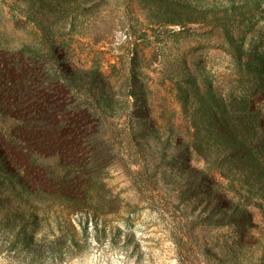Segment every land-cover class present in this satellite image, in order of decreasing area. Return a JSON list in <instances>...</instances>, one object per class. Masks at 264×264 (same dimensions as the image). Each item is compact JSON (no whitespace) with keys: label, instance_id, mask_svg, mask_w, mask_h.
Returning <instances> with one entry per match:
<instances>
[{"label":"rangeland","instance_id":"374dc122","mask_svg":"<svg viewBox=\"0 0 264 264\" xmlns=\"http://www.w3.org/2000/svg\"><path fill=\"white\" fill-rule=\"evenodd\" d=\"M152 1L0 0V72L29 81L24 113L68 119L28 145L0 105V264H264V210L250 207L253 226L208 223L190 187L208 166L162 129L164 111L187 124L176 83L220 82L229 57Z\"/></svg>","mask_w":264,"mask_h":264},{"label":"trees","instance_id":"16d2710c","mask_svg":"<svg viewBox=\"0 0 264 264\" xmlns=\"http://www.w3.org/2000/svg\"><path fill=\"white\" fill-rule=\"evenodd\" d=\"M99 1L85 0L84 4L92 2L89 6L99 7ZM152 7L164 25L180 27L176 34L205 30L208 42L215 35L222 41L220 48L229 57V74L219 82L208 72V87L204 89L197 79L193 83L178 81L177 91L187 107L182 113L173 110L172 114L177 121L184 114L187 124L181 126L166 119L164 111L161 118L166 124L162 129L178 137L180 155L194 152L208 166L193 167L196 177L190 186L196 191V200L207 196L198 203H207L208 223L253 226L250 207L264 210V30L255 29L259 20H264V0H153ZM48 35L43 34L45 45L53 47ZM5 72H0V105L8 110L9 103L8 114L16 124L43 123L24 113L23 99L32 92L26 89L31 87L25 75L13 71L7 76ZM60 79L77 88L74 78ZM192 85L193 90L188 88ZM192 92L198 96L194 103ZM2 93L11 95L9 102ZM31 96L36 98L38 94ZM167 108L170 110V105ZM58 117L60 124L67 119ZM181 192H185L183 187Z\"/></svg>","mask_w":264,"mask_h":264},{"label":"bare ground","instance_id":"6f19581e","mask_svg":"<svg viewBox=\"0 0 264 264\" xmlns=\"http://www.w3.org/2000/svg\"><path fill=\"white\" fill-rule=\"evenodd\" d=\"M13 71H9L7 73V71L5 72V74L8 76L10 74H12ZM1 93V92H0ZM2 98L5 97L7 98V101L9 102V100L12 98L11 95L9 94H1ZM8 107V110L11 111V107H9V103L6 104ZM62 118V116H60ZM48 119H46L45 122L41 123V124H34V125H29V124H16L15 127V131H16V141H24L27 144H29L33 139L45 136V135H50V133L56 132L57 129H59L61 127V124L58 122L60 121L59 117H55L54 120L51 119L50 116L47 117ZM51 119V120H50ZM64 120V119H62ZM66 120V119H65Z\"/></svg>","mask_w":264,"mask_h":264}]
</instances>
